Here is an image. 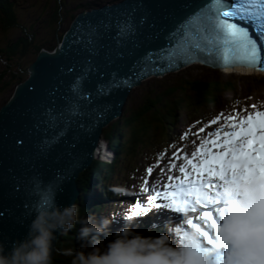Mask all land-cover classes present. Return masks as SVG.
<instances>
[{
    "label": "water",
    "instance_id": "1",
    "mask_svg": "<svg viewBox=\"0 0 264 264\" xmlns=\"http://www.w3.org/2000/svg\"><path fill=\"white\" fill-rule=\"evenodd\" d=\"M201 5L194 0L103 4L80 12L54 52L35 56L27 78L0 107V242L6 251L27 235L45 194L70 205L62 193H72L68 180L89 164L102 125L122 111L133 87L168 64L162 57L171 61L177 28ZM126 20L134 34L118 36L117 25ZM147 53L154 54L150 60ZM186 61L189 67L181 69L214 72L196 58ZM113 73L130 82L97 94ZM30 177H39L43 187H34ZM54 253L55 246L52 258Z\"/></svg>",
    "mask_w": 264,
    "mask_h": 264
},
{
    "label": "clouds",
    "instance_id": "2",
    "mask_svg": "<svg viewBox=\"0 0 264 264\" xmlns=\"http://www.w3.org/2000/svg\"><path fill=\"white\" fill-rule=\"evenodd\" d=\"M223 177H217L214 196L218 203L215 225L210 229L212 243L203 236L208 230L202 221L166 225L168 231L145 236L124 227L105 243L101 238L109 231L113 216L109 214L99 223L96 217H82L78 203L58 205L54 198L38 203L27 235L16 240L7 251L0 242V264H52L57 233L68 234L81 225L79 248L59 249L69 258L68 264H264V179L244 176L243 160L232 161ZM117 195L120 186H111ZM126 219L132 217L122 214ZM168 232L175 234V242Z\"/></svg>",
    "mask_w": 264,
    "mask_h": 264
},
{
    "label": "snow or ice",
    "instance_id": "3",
    "mask_svg": "<svg viewBox=\"0 0 264 264\" xmlns=\"http://www.w3.org/2000/svg\"><path fill=\"white\" fill-rule=\"evenodd\" d=\"M237 20L239 22H234ZM240 22L252 24L255 27V37ZM117 28L118 36L131 35L135 31L131 20H126L123 27L118 23ZM175 35L180 37L178 54L186 59L201 58L205 62L210 60L213 63L226 64L242 63L264 69V0H211L184 20ZM153 55L147 53L146 58L150 60ZM172 56L176 58L177 54L174 52ZM129 82L130 80L119 81L117 74L113 73L110 81L98 85L97 94L106 93L113 86ZM73 90L82 91L76 86ZM221 119L224 121L221 127L226 126L229 130L221 133L217 129L214 134L209 133L213 138L203 140L200 147L192 153L193 157H199L198 162L186 159V164L179 167L183 177L169 175V181L177 182L165 184L163 191L153 188L154 195L147 198V204L163 200L167 206L183 212H198L197 216L189 215L188 223L202 221L208 229L203 231V236L210 244V229L215 225L210 206L218 203L214 196L218 187L216 178L223 177L229 167L233 171L237 168L235 163L229 164V160L245 162L244 176L264 179V111L249 112L246 117L231 114L225 116L221 113L210 120L209 124H216ZM200 131L203 132L204 129L201 128ZM187 165H191V171L187 170ZM147 172L151 174L153 167H148ZM29 179L34 187H43L39 177ZM144 184L147 185L148 180ZM143 191H148V188L144 187ZM48 199L45 194L41 202L46 203ZM133 207L136 213L146 212L149 208L142 207L139 202Z\"/></svg>",
    "mask_w": 264,
    "mask_h": 264
},
{
    "label": "rangeland",
    "instance_id": "4",
    "mask_svg": "<svg viewBox=\"0 0 264 264\" xmlns=\"http://www.w3.org/2000/svg\"><path fill=\"white\" fill-rule=\"evenodd\" d=\"M12 1L14 2L13 3L14 8L17 13L18 26H14L10 29H5V30L0 28L1 49L3 50L7 49L8 47L7 45L9 42L18 39L19 36L22 35L21 33L22 29L20 30V28L23 26H26L27 31L34 33V37L32 40L33 42L35 41L39 43L49 42L47 45L48 47H53L54 45L57 44V42L55 41V36H53L52 34V29L56 31L55 34L59 35V31L61 29L64 30L69 25L70 17L65 16L63 20L60 22V25L58 27H54V26L51 27L49 25L48 21H49L50 9L52 8L51 6L54 5L55 0H12ZM57 1L63 2L62 7H60L61 13H63L64 15H69L65 10H69V13H71L72 8H75L76 9L75 12H77L79 10H83L87 8L85 7V4L90 5L94 2H101V1L106 3L114 0H57ZM79 4H81V6ZM59 36H62V34H60ZM42 49L50 51L48 50V48H42ZM3 52L4 51L0 52V74L3 73L4 71H6V73H4L2 81L0 82V86L1 85L3 86L4 84H7L8 86L5 87L4 89H1L0 91V106L10 97V95L15 91V88L17 86V83H13V82L11 83V76H12L11 74L16 73L17 68L19 66H21V68L23 69L24 67L27 68L28 65L34 60L36 56V55L35 56L27 55L19 61L18 54L15 56L14 55L11 56L12 54L9 53L8 56ZM19 62L21 63V65H17ZM238 76L239 75H227L218 70H214V72H210V71L185 68L177 72L169 73L163 77L156 76L154 78L145 80L141 82L140 85L133 87L132 91L128 95V99H126V109L131 106L140 104L141 99L145 98L147 95L151 97L153 92L162 93V91H164L166 87L180 86L181 82L184 79H188V80L200 79L206 81L220 80L223 81V83H226L228 81L235 82L233 88H231L230 90L222 91L215 97V99H212L210 106H201L200 108L201 113H199L200 115H198L196 118L193 114L189 113L187 109L177 110L178 118L174 121L175 129L174 131L172 130L170 132V136L168 137V140L165 139L166 143L165 145H163L164 150L168 151L167 155L166 156L164 155V157L161 158L159 162H157L156 161L157 153L155 152L153 153L154 150L151 148V146L148 147L146 143L145 146L140 147L142 149L139 151L137 157L134 158L133 160V166L135 167L133 170H131L130 168L128 169V167L125 166L124 163H127L128 161L126 160L122 161V165L124 169H121L120 167L119 168L121 171H118L117 169L115 173L116 175L115 179L117 180L115 182V186H120L123 189L125 185V181L123 183L122 181L125 179V177L127 179L129 176L135 175L136 178L133 184H135L136 188H132V183H128L130 185L128 190L130 191L133 190V192L134 190L135 192L142 191V188H140L139 186V180L141 179L142 171L146 164L149 163L157 167L158 166L162 167L163 164L168 163L167 166H173L176 163V161L171 163L170 159H172V157H176V160L177 158L178 159L186 158V155L178 154L179 149L186 151L189 150L192 146L195 149H197L200 147L201 142L203 140L213 138L212 136H209V133L214 134L217 131V129H219L221 133L228 131L229 129L226 126L221 127V125L224 124V121L222 119L217 121L216 124H209L210 120L215 119V117L220 115L221 113H223L225 116L231 114V115L246 117L249 112L254 113L256 111H264V75H261V73L255 74V75H251L250 78H246V79H241ZM246 88H250L252 90L245 91ZM243 95H246L244 101L241 99ZM258 100H260V106H257ZM253 105H255L254 108L252 107ZM201 128L204 129L203 132L200 131ZM186 131L188 132L189 137L184 136V133ZM173 153H175V156L173 155ZM160 172L161 171L158 172L159 175ZM109 180L111 183L113 182V179H109ZM121 197L124 198V196ZM125 197L128 198L129 196L125 195ZM139 198L141 199L140 195H138V197L134 195V198L132 200L134 205L140 200ZM111 201H115V200L111 199L109 200V203ZM125 205L129 207L127 203H125ZM114 206H116V204H114ZM121 208L126 212L125 207L123 205H119L116 210L119 211ZM129 209L130 211L132 210L131 207H129ZM113 210L115 209L111 208V211ZM119 215L120 213H117L116 216ZM113 231L114 230H111V232ZM147 234L150 236L151 232ZM108 239H112V235L106 238L103 237V241L105 243L107 242Z\"/></svg>",
    "mask_w": 264,
    "mask_h": 264
},
{
    "label": "trees",
    "instance_id": "5",
    "mask_svg": "<svg viewBox=\"0 0 264 264\" xmlns=\"http://www.w3.org/2000/svg\"><path fill=\"white\" fill-rule=\"evenodd\" d=\"M13 3L12 0H0V28L3 30L18 26L17 13ZM60 4L63 5V2L61 1L59 4H55V6H52L50 9L48 22L51 27H56V21H58L61 15L64 17V14L60 11ZM79 5L81 6V4ZM88 5L89 4H85V7H88ZM65 11L69 13V10ZM21 29L22 35L19 36L18 39L9 42L7 49L3 50L0 48V52L4 51L3 53L6 55L9 53L12 54L11 56L18 54L19 61L27 55L35 56L40 49L47 47L49 43L33 42L34 33L27 32L26 26L21 27L20 30ZM55 32L56 31L52 29V34L56 38L58 34H55ZM17 65H21V63L19 62ZM4 73H6V71L0 74V82L2 81ZM26 74L27 68L24 67L23 69L19 66L16 73L11 74V83L22 82ZM240 78L246 79L250 77L241 76ZM234 84L235 82L233 81L223 83V81L220 80L206 81L200 79H184L180 86L166 87L162 93L153 92L151 97L147 95L145 98L141 99L140 104L123 109L119 119L113 121L103 131L104 138L107 139L111 149L117 152L120 150L122 152L120 156H117L119 160L117 167L119 166L121 169H124L122 161L126 160L128 162L124 164L129 168L133 159L142 149L140 147L145 146L146 143L147 146H151L153 150L161 147L173 130L174 121L178 118L177 110L187 109L189 113L197 117V115L201 113V106H210L212 99H215L222 91L233 88ZM4 85L0 86V91L8 86L7 84ZM251 90L250 88L245 89V91ZM99 170L100 169L91 162L89 167L78 175L76 183L81 192L84 193L88 191L87 186L89 181H91V176L98 178L97 173ZM79 201L84 203V196H81ZM86 216L85 214L84 217ZM58 239L60 240L56 244L57 252L53 255L52 264H68L69 258L59 254L58 250L69 247L73 244V241H78L80 239L74 231H70L64 236L59 235Z\"/></svg>",
    "mask_w": 264,
    "mask_h": 264
},
{
    "label": "bare ground",
    "instance_id": "6",
    "mask_svg": "<svg viewBox=\"0 0 264 264\" xmlns=\"http://www.w3.org/2000/svg\"><path fill=\"white\" fill-rule=\"evenodd\" d=\"M99 3V2H98ZM112 2H106V3H104V4H111ZM100 7V5H97L96 7H94L92 4H90V5H88V7L87 8H90V9H94V10H96L97 8H99ZM82 13L83 12V10H79V11H77V14H79V13ZM56 49V48H55ZM48 50H50V49H48ZM45 51H47V50H45ZM48 52H50V51H48ZM45 54V52H44V49H42V50H40L36 55H44ZM33 62V61H32ZM31 62V63H32ZM31 63L28 65V67H27V72H28V70H29V68H30V65H31ZM239 67H236L235 69H238ZM240 69V68H239ZM241 71H245V70H242L241 69ZM246 72H248V70H246ZM258 72H260V70L258 71ZM257 72V73H258ZM20 83L21 82H19L18 84L20 85ZM16 88H17V86H16ZM15 88V89H16ZM127 99V98H126ZM125 102H126V100H125ZM122 111H123V109H122ZM122 111L120 112V113H117V117L119 118L120 117V115H121V113H122ZM97 140H99V139H97ZM102 140V139H101ZM214 150H216V149H214ZM196 151V149L192 146L189 150H186V151H183V150H181V149H179L178 150V154H180V155H186V158H184V159H178L177 158V160H176V157H172V159H170V162L172 163V162H175L176 161V163L173 165V166H167V164L168 163H165L163 166L165 167V168H178V167H180L179 166V164L181 165V164H186V159H193L194 161H197L198 162V160H199V157L197 156V157H193L192 156V153L193 152H195ZM167 150H161V152H160V154H162L163 156L165 155H167ZM160 154H157V157L156 158H159L161 155ZM89 165L90 164H88V165H86L87 167H83V166H81L76 172H75V175L73 174V176H74V178H73V180H75L77 177H78V175L84 170V169H86V168H88L89 167ZM191 168V166L190 165H187V169L188 168ZM130 168V167H129ZM128 168V169H129ZM191 171V170H190ZM175 175H178V174H175ZM129 177H131V176H129ZM129 177L126 179H124L123 181H122V183L125 181V183L126 184H128L129 182H127L128 181V179H129ZM164 179L166 180V178L164 177ZM143 180H145V177H143L141 180H140V182L141 181H143ZM156 180H157V178H156ZM76 181V180H75ZM168 181V180H167ZM153 185H155V184H153ZM132 188H136L135 187V184H132ZM129 189V188H128ZM111 194H115V193H111ZM138 194V193H137ZM126 194H124V196H125ZM153 195H154V193H153ZM127 196V195H126ZM113 199H116V197L114 196V197H112ZM105 202V201H104ZM156 203V202H155ZM147 206V205H146ZM156 206H158L157 204H151V205H149V207H151V211L153 212V213H155V211H157V212H159L160 214H161V208H157L156 209ZM120 212H122V213H126L122 208L119 210ZM169 211H167L166 213H168ZM144 212H141V213H138L139 215H140V219H139V221H141V222H149L151 225H146V224H144V223H141L140 225H139V230H140V233L141 232H145L144 231V226L145 227H149V228H151V229H153V227L154 226H156V227H158L157 225H155V223H153V221H149L148 220V216L146 215V214H143ZM122 214H120L119 216H115L114 217V220H113V223L111 224V226H110V229L109 230H116L115 231V233H113L112 234V238L114 237V235L118 232V231H120L121 229H123L124 227H125V224H123V219H124V216H121ZM162 215V214H161ZM163 216V215H162ZM132 228H134V229H136L137 228V226L135 225L134 227H132ZM173 238V240H172V242L174 243V241H175V239H174V237H172ZM61 239V238H60Z\"/></svg>",
    "mask_w": 264,
    "mask_h": 264
}]
</instances>
